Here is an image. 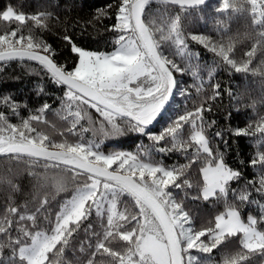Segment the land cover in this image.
<instances>
[{"label":"snow or ice","instance_id":"obj_1","mask_svg":"<svg viewBox=\"0 0 264 264\" xmlns=\"http://www.w3.org/2000/svg\"><path fill=\"white\" fill-rule=\"evenodd\" d=\"M153 2L165 10L149 13L147 7ZM204 3L115 0L95 14L99 22L111 13L114 23L108 30L117 34L113 50H86L65 34L62 40L75 57L71 67L60 62L61 53L37 34L48 28L50 13L26 16L12 6L0 12V20L17 23L0 34V64L36 62L62 91L59 108L44 102L29 110L27 117L21 116L27 104L11 95L0 96V156L23 164L27 174L38 181L29 194L30 208L27 201L15 203L13 195L21 191L19 185L0 175V185L11 193L0 211V260L4 264H72L65 255L68 250L80 253L76 264H202L192 250L207 254L203 264H246L254 254L264 256V116L258 115L245 128L229 129L231 135L248 136L254 144L249 164L256 175L243 185L239 182L244 174L226 163L208 134L215 121L205 119V112L211 111L205 104L220 95L219 83L211 85L213 95L198 105L193 102L191 110L170 119L158 133L151 127L175 95L189 97L177 74L190 73L197 94L204 88L201 66L192 63L199 54L191 51L189 40L218 57L221 66L264 77V59L252 67L257 54L264 55V0H222L218 13L247 14L252 26V31L229 36L227 41L185 33L182 16ZM169 6H177L179 11L169 15ZM26 21L33 28L24 35ZM241 39L254 43L244 59L237 61L232 54ZM215 71L216 67L207 69L208 81ZM43 92L38 87L37 94ZM92 110L99 119H93ZM48 113L67 123L61 136L74 134L79 139L53 140L41 129H56ZM12 118L18 122L13 123ZM127 132L145 137L150 145L140 144L135 152L103 150L105 141ZM84 133H91V138ZM214 136L227 146L223 130ZM189 149H193L191 153ZM173 152L183 154L187 162L169 166L154 155ZM197 163H202V181L193 183L187 175ZM35 168L44 169L43 174L32 171ZM45 188L53 189L54 194L48 195ZM191 188L198 192L194 200L223 201L224 210L208 226L197 228L183 198L178 200L173 191L181 190L187 197L184 190ZM68 192L53 216L48 206L56 195ZM230 194L234 202H229ZM246 204L255 205L258 215L249 214L245 220L241 211ZM40 217L44 227L38 223ZM81 230L85 239L78 249L73 248ZM233 238L238 239L239 248L225 251L215 260L213 251ZM5 248L11 253L7 258L3 257Z\"/></svg>","mask_w":264,"mask_h":264},{"label":"trees","instance_id":"obj_2","mask_svg":"<svg viewBox=\"0 0 264 264\" xmlns=\"http://www.w3.org/2000/svg\"><path fill=\"white\" fill-rule=\"evenodd\" d=\"M109 3H115V0H0V12L5 10L8 6H12L17 12H24L26 16L36 14L38 12H47L51 14L48 28L42 33V38L56 49L58 53L57 59L66 63L69 67L72 66L75 57L65 46L62 36L65 34L74 37L76 43L86 50L98 52H110L114 48V40L117 34L108 29L114 23L111 13L108 17L95 21V14L98 9L106 7ZM222 4V0H209L198 9H191L182 16V27L185 33L200 34L209 36L213 40L227 41L229 36H236L237 33L243 34L246 31H252L251 19L245 15H235L232 13H218L216 11ZM164 11V6L158 5L155 2L147 7V11L156 14L157 9ZM177 6H169L167 12L169 15H174L178 12ZM231 16V19H229ZM222 21V24H217V21ZM17 27L16 22H4L0 20V34L5 29H12ZM33 28L31 21H26V26L23 29V34H28V29ZM254 40L241 39L236 43L232 58L240 61L244 59V53L249 51ZM191 51L198 53V58H194L192 63L201 66V76L205 80L203 90L197 94L194 84L196 81L190 73L184 75L177 74V79L182 81V87L188 89L189 97H182L175 95L174 98L167 105L162 117L152 125L153 132L158 133L163 127L167 126L170 119H174L179 114H182L185 109L191 110L193 102L197 105L205 101L207 97L213 95L211 85L219 83L220 95L215 99L205 104V107H210L211 111L205 112V119L207 121H215L213 127L209 130V136L213 148H219L224 154L226 163L234 169L240 170L244 174L239 184L243 185L247 179H252L256 175L249 161L254 153V144L252 139L248 136L231 135L229 129L235 130L237 128H245L247 125L256 120L257 116H264V77L259 75H252L251 73H237L227 66H221L219 58L213 53L206 50L202 45L189 40ZM264 55L257 54L252 67H255ZM177 63L181 61L177 58ZM183 66V65H182ZM216 67V71L211 81L207 78V69ZM38 87H43V94L38 95ZM232 95H229V93ZM11 95L16 101L27 104V109L21 110V116L27 117L29 110L40 107L44 102L50 103L53 108H59L60 103L58 97L62 95V91L54 85L51 80L43 73L40 66L36 62L25 61H11L7 64H0V96ZM255 102V108L252 107ZM93 119H99L97 114L92 110ZM51 124L56 125L53 130L50 126H41V129L46 134L50 135L53 140L59 142L62 139H69L75 141L79 139L74 134H65L61 136L59 133L64 131L68 126L66 122L59 120L58 117L47 114ZM13 123H17L16 118H12ZM85 127L87 124L85 123ZM217 130H223V140L228 141L227 146L218 138L214 136ZM85 138H91V133H84ZM150 141L145 137L134 132H127L123 136L115 140L105 141L103 150L105 152L113 149L132 151L137 150L140 144L150 145ZM193 149H189L191 153ZM156 159L163 160L166 165L183 164L186 163V158L183 154L178 152L173 153H155ZM202 163H197L189 169L187 178L193 183L197 180L202 181V176L199 173V168ZM27 169L21 163L11 161L6 157H0V175L9 176L13 182L19 185L21 191L13 195V200L17 205H23L29 202V207L33 205L30 203L33 188L38 181L35 177L27 174ZM39 174H43L44 169H32ZM51 174V173H50ZM233 187H238L233 184ZM48 195H53L54 190L45 188L43 190ZM178 200H184L185 210L193 217L195 226L197 228L208 226L207 222L214 220L215 215L224 210L223 201L217 202L213 199L209 201L194 200L193 196L198 194L197 189H185L189 195L184 197L183 191L173 190ZM9 192L6 185H0V211L3 210V204ZM70 195L68 193H60L56 195L48 206L52 215L58 211V205ZM42 198V197H41ZM254 198L259 199V196L254 194ZM127 199V198H125ZM229 202H234L231 194L228 197ZM130 203V201H129ZM258 215V209L255 205H244L241 211L242 217L247 215ZM95 218L93 217V220ZM41 227H44L43 217L38 221ZM87 227V224L84 225ZM85 239L83 230L76 236L73 241V248H79V242ZM239 248L237 238H233L226 244L222 245L218 250H214L212 257L219 261L221 254L225 251H234ZM192 255L198 256L203 264L207 254L198 253L192 250ZM11 255L10 250L5 248L3 257L7 258ZM66 258L76 264V256L80 253L77 251L73 253L71 250L66 251ZM264 256L254 254L246 264H263ZM0 264H4L0 260Z\"/></svg>","mask_w":264,"mask_h":264},{"label":"water","instance_id":"obj_3","mask_svg":"<svg viewBox=\"0 0 264 264\" xmlns=\"http://www.w3.org/2000/svg\"><path fill=\"white\" fill-rule=\"evenodd\" d=\"M208 1H209V0H205V3H207ZM205 3H204V4H205ZM204 4H203V5H204ZM201 6H202V5H201ZM199 7H200V6H199ZM166 107H167V106H166ZM154 124H155V123H154ZM0 157H2V156H0Z\"/></svg>","mask_w":264,"mask_h":264},{"label":"rangeland","instance_id":"obj_4","mask_svg":"<svg viewBox=\"0 0 264 264\" xmlns=\"http://www.w3.org/2000/svg\"><path fill=\"white\" fill-rule=\"evenodd\" d=\"M247 216H248V215H247ZM247 216H246V217H244V219H245V220H246ZM263 264H264V261H263Z\"/></svg>","mask_w":264,"mask_h":264}]
</instances>
